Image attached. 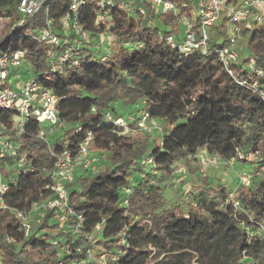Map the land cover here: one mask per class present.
Listing matches in <instances>:
<instances>
[{"label": "trees", "instance_id": "obj_1", "mask_svg": "<svg viewBox=\"0 0 264 264\" xmlns=\"http://www.w3.org/2000/svg\"><path fill=\"white\" fill-rule=\"evenodd\" d=\"M170 1L180 6L178 14H159L150 7L147 15L113 12L108 27L120 45L105 61L97 58L90 62L87 56L79 66H67L62 73L51 74L50 81L41 80L57 95V115L65 124L62 133L52 136L51 152L58 154L68 148L74 154L90 133L89 150L108 154L109 166L97 167L94 173L79 170L67 184L69 205L82 216L77 229L62 232L57 223H48L47 215L26 236L15 213L0 209V264H99L100 255H104L105 264H182L190 254L197 256L200 264H246V259L264 264V179L238 188L232 199L222 187L207 190L216 201L203 200L205 206L212 204L206 210L199 202L165 207L162 182L173 179L175 164L194 160L200 148L223 158H235L236 151L259 154L257 163L264 168V101L227 76L213 52L185 55L166 44L167 36L176 41L180 38V20L191 17L193 5L192 0ZM16 17V0H0V26L5 24L0 28V56L25 49L31 72L44 75L49 47L25 34L42 24V15L13 27ZM80 21L92 33L105 27L95 23L90 11ZM261 23L241 26L253 55L231 68L238 77L256 80L257 90L264 92ZM216 28L221 41L214 37L210 51L227 43L224 22ZM124 42L130 46L123 47ZM249 60L262 71L261 77L245 68ZM116 86L129 104L160 121L159 143L153 146L151 135L141 133L130 140L106 119V113L113 118L122 116L111 104L116 100ZM12 117L10 110L1 114L7 129ZM35 131L36 124L29 123L26 132ZM13 139L35 162L33 173L25 170L16 181H8L4 196L8 205L23 210L41 199L48 184V178L40 174L47 145L33 134ZM147 157L158 174L135 179L141 171L140 161ZM123 188L130 189L127 206L122 205ZM70 218L74 225L75 216ZM54 240L57 245L52 244Z\"/></svg>", "mask_w": 264, "mask_h": 264}, {"label": "built area", "instance_id": "obj_2", "mask_svg": "<svg viewBox=\"0 0 264 264\" xmlns=\"http://www.w3.org/2000/svg\"><path fill=\"white\" fill-rule=\"evenodd\" d=\"M148 7L159 14H178L181 10L177 2L170 0H16L17 17L13 27L23 26L34 20L37 15H42V24L34 30H27L25 34L27 37H32L33 41L56 52L53 55L48 54L46 57L48 70L44 75L37 77L32 75L31 68L26 64L25 49L9 50L0 56V209H8L15 213L24 235L27 236L34 227L41 224L47 215L48 223L51 221L57 223L58 229L62 232L67 228L80 227L82 216L75 214L69 205L66 186L73 181L77 171L94 173L97 170V159L93 156L89 158L88 146L92 140L90 133H87L74 154L68 148L58 154L51 152V136L62 133L65 124L57 115V95L41 80L50 81L51 74L62 73L67 66H79L87 56H90V62H95L97 58H100L101 62L105 61L109 52L120 45L117 37L109 30V15L113 12L125 15H147ZM86 11L94 15L95 23L99 25L104 23L105 27L97 28L93 33L84 28L80 17ZM263 15L264 0H197L196 6L192 5L191 17H182L180 20L182 30L180 38L176 41L172 36H167L166 44L185 55L193 53L206 55L213 52L227 76L239 86L251 92L255 91L264 101V92L257 90V81L238 77L231 68L232 64L240 63L242 59L232 49L241 34V26L252 22L261 23L264 20ZM222 21L228 35L227 43L210 51L209 46L213 37L210 36L208 28L216 27ZM122 45L125 48L130 46L127 42ZM145 45L147 43L138 44L137 47L141 48ZM245 68L255 73L257 77L263 75L262 71L254 66L252 60L245 63ZM9 110L12 111L13 117L7 129L1 120V114ZM92 110L94 111V108ZM135 115L136 117L128 115L124 118H113L106 113V119L119 126L121 131L126 129L125 133L133 130L130 125L134 123L133 126H136L137 118L143 121L149 120L153 130L162 131L158 120L150 117L146 110L139 108ZM31 122L36 124L34 133L26 132V127ZM147 123H139L140 127L136 128V131L142 133L149 130L146 127ZM30 134L47 145L40 174L48 178V184L41 193V199L32 202L28 208L19 210L8 205L4 196L9 190L8 181L12 179L16 181L25 170L31 173L35 170L34 158L29 157L22 145L13 139ZM253 156L255 157L256 154L237 151L235 158L246 161ZM193 159L202 169L224 163L219 156L208 153L205 148L198 149ZM233 159L234 157L230 158L226 163L231 164ZM9 162H13L14 165H9ZM140 166L141 171L135 174L137 179H148V173L158 174L153 160L148 157L140 161ZM257 167L258 170H263L262 167L258 165ZM257 175L256 169L239 173L237 189L250 186ZM236 191L233 190L234 193ZM122 194L124 195L122 205L127 206L130 189L123 188ZM229 197L234 198L233 193L229 194ZM233 206L237 207L238 202L234 201ZM72 215L76 218L75 226L69 223ZM95 229H99V225H96ZM121 243H125V237L121 238ZM52 244L57 245V240L52 241ZM104 260V255H100L99 264H105Z\"/></svg>", "mask_w": 264, "mask_h": 264}, {"label": "rangeland", "instance_id": "obj_3", "mask_svg": "<svg viewBox=\"0 0 264 264\" xmlns=\"http://www.w3.org/2000/svg\"><path fill=\"white\" fill-rule=\"evenodd\" d=\"M193 6H196L197 0H192ZM264 16V15H263ZM3 21H1V24ZM260 24V23H259ZM264 27V20L261 23ZM220 23L216 25L218 27ZM5 24L3 23L0 28L4 27ZM216 27H210L208 28V32L211 37H215L217 42H220L221 39L218 38V30ZM247 36H243L242 34H239V38L234 43L232 49L237 54V56L241 57L242 59H247L249 57H252V52L247 48L246 46ZM257 44L262 46L261 43ZM12 45V42L10 43ZM55 50H49L48 54L53 55ZM32 75L37 77L39 76L36 73L32 72ZM114 93H115V99L112 101V105L115 106V108L118 109V112L122 115L121 117H125L130 115L131 117H136L135 113L139 110V108L134 105L129 104L126 99V95L123 93L121 89H119L117 86L114 87ZM139 107H142L140 104ZM139 113V112H138ZM139 117V116H138ZM141 122H148L146 124L147 129H152V125L149 122V120H141L140 118H137L135 120L136 126H133L132 129L128 133H125L126 129L123 131H120L122 136L129 138L130 140H134L137 135H139L141 132L136 131V128H139V123ZM159 126H161L160 121H158ZM134 125V123H133ZM146 132H142V135H151V138L153 139V146L156 143H159L162 133L157 132L155 130ZM139 133V134H138ZM52 139V136H51ZM237 152V151H236ZM215 155L219 156L221 160L224 163H221L220 165H217L212 168L208 169H202L200 164L195 160H180L175 164V177L171 180L163 181L162 185H164L165 190L162 193V197L165 200L164 203H166L165 207H169V205L174 203H180L182 206H185L188 203H196L199 202L204 209H208V207H211L212 204L208 202V204H204L203 200H207L208 197L211 200L216 201V196L211 195L207 192V190L214 189V188H224L228 194H232L235 196L236 192L234 193L233 190H237V176L242 171H258V175L256 176L255 180L256 182L261 181L264 179V168L263 170L259 169L258 166H260L257 161L260 159V155H256L255 157L248 158L246 161H240L236 160L235 158L232 160L231 164L226 163L230 158H223L219 153H216ZM91 156L95 157L97 159V167L98 168H105L109 166V160H108V154H97L90 151L89 158ZM257 157V158H256ZM255 166L257 168H255ZM182 169V170H179ZM183 171V172H182ZM137 179V175L135 177ZM161 184V183H160ZM200 187L198 190L195 189V187ZM241 189V188H240ZM232 192V193H231ZM214 201V202H215ZM128 215V213H127ZM187 260H184L182 264H200L198 257L194 254H190L187 257ZM246 264H251L253 260L246 259ZM79 264V263H78Z\"/></svg>", "mask_w": 264, "mask_h": 264}]
</instances>
